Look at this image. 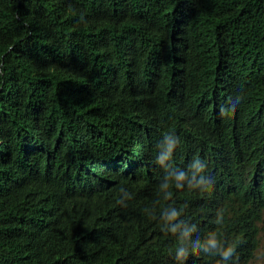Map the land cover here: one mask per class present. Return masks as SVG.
I'll use <instances>...</instances> for the list:
<instances>
[{
    "label": "trees",
    "instance_id": "1",
    "mask_svg": "<svg viewBox=\"0 0 264 264\" xmlns=\"http://www.w3.org/2000/svg\"><path fill=\"white\" fill-rule=\"evenodd\" d=\"M166 133L180 143L160 165ZM194 158L210 191L188 188ZM180 171L183 190L161 187ZM173 208L177 236L196 228L185 247L215 234L249 264L264 0H0V264H181Z\"/></svg>",
    "mask_w": 264,
    "mask_h": 264
},
{
    "label": "clouds",
    "instance_id": "2",
    "mask_svg": "<svg viewBox=\"0 0 264 264\" xmlns=\"http://www.w3.org/2000/svg\"><path fill=\"white\" fill-rule=\"evenodd\" d=\"M180 143V139L178 136L166 133L164 135V142L158 145V150L160 151V155L156 157V163L163 165L165 161H168L173 158V153L176 150ZM191 167L195 169V172L192 175V179L188 181V188L192 190L199 189L200 191H210L213 186V181L211 179H205L203 173L206 171L205 163L199 158H194L191 161ZM196 173H199V179L196 178ZM173 177L171 185L168 182H165L161 185L162 188L174 187L176 190L184 189V181L187 180V175L180 171L178 173H172ZM172 192H168L165 195V199H171ZM187 207V205H185ZM181 210H177L175 208L171 209L168 214L163 217L170 227L162 228V231L166 233H170L177 237L178 246L175 249V257L177 261H180L183 264L184 261L187 260L189 255L196 254H204L211 257H219L216 264H226L228 261H233V264H236V260L238 259L236 253L237 245L235 243H223L221 240H218L215 234H210L204 243H199L197 241L194 246L189 249L184 246L185 238L189 237L191 232L195 231V225H192L185 231L180 232L179 236H177L178 227L175 224V221L182 215Z\"/></svg>",
    "mask_w": 264,
    "mask_h": 264
},
{
    "label": "rangeland",
    "instance_id": "3",
    "mask_svg": "<svg viewBox=\"0 0 264 264\" xmlns=\"http://www.w3.org/2000/svg\"><path fill=\"white\" fill-rule=\"evenodd\" d=\"M259 227V240L258 247L254 253L253 258L249 264H264V214H262L261 220L258 223Z\"/></svg>",
    "mask_w": 264,
    "mask_h": 264
}]
</instances>
